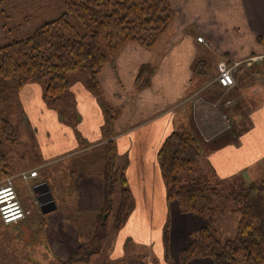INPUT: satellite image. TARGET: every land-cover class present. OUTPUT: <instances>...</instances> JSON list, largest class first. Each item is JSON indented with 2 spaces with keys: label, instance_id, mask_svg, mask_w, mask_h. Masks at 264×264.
<instances>
[{
  "label": "crops",
  "instance_id": "crops-1",
  "mask_svg": "<svg viewBox=\"0 0 264 264\" xmlns=\"http://www.w3.org/2000/svg\"><path fill=\"white\" fill-rule=\"evenodd\" d=\"M170 5L174 19L153 48L146 50L137 43L121 47L113 65H106L98 78L104 90L119 94L117 105L125 104L113 139L116 165L124 174L133 201L127 220L117 231L112 257H124L123 245L132 240L149 250L153 247L158 262L149 255V264H167L165 223L169 225L165 251L172 264H178L177 254L188 247L190 235L205 225L204 219L181 214L177 203L166 199L157 153L172 132L187 130L200 146L203 170L194 177L213 174L225 182L244 184L264 179V0H170ZM197 38L204 42H197ZM146 63L154 67L150 85L139 93L132 91L131 96L138 70ZM222 65L233 68L235 80L224 92L216 84ZM71 91L78 101L80 131L85 139L90 133L98 140L104 122L101 108L82 81ZM20 92L29 119L37 125L35 133L44 135L46 131L48 138L41 141L44 155L58 156L78 145L75 130L61 125L56 112L43 102L42 84H26ZM105 141L100 139L96 146L101 149ZM98 162L97 171L102 149ZM88 167L86 164L84 169ZM7 170L11 172V167ZM97 171H69L77 210L94 216L102 201ZM39 177L38 172L30 185L21 181L30 193L36 190L38 197L42 184L48 186ZM48 189L55 209L45 218L46 242L55 258H67L79 247V232L57 212L58 203ZM61 238L71 251L58 245L63 242ZM186 264L214 263L204 258Z\"/></svg>",
  "mask_w": 264,
  "mask_h": 264
},
{
  "label": "trees",
  "instance_id": "trees-1",
  "mask_svg": "<svg viewBox=\"0 0 264 264\" xmlns=\"http://www.w3.org/2000/svg\"><path fill=\"white\" fill-rule=\"evenodd\" d=\"M4 1L0 0V8ZM63 2L66 11L59 17L0 46V103L8 102L26 84L44 81L42 98L47 105L55 106L68 91V76L76 72L87 76V87L97 89L102 68L108 62L113 65L124 44L151 48L175 16L170 0ZM146 69L140 68L136 83L145 84L142 78ZM152 72L153 68H149V75ZM16 142L15 129L0 119L2 177L11 174L6 160ZM101 149L102 163L96 176L102 182V201L94 216L91 237L69 258H56V264H86L104 246L110 230L117 232L124 225L133 208L126 179L116 165L113 137L106 139ZM200 159L197 140L183 129L172 132L157 153L166 199L176 202L181 214L205 220V225L190 235L188 247L177 254V263L208 258L214 264H264V179L244 184L237 180L225 182L213 174L189 178L187 174L198 166ZM229 213L239 216L236 235L221 241L218 220ZM168 226L167 223L163 230L165 250Z\"/></svg>",
  "mask_w": 264,
  "mask_h": 264
},
{
  "label": "rangeland",
  "instance_id": "rangeland-1",
  "mask_svg": "<svg viewBox=\"0 0 264 264\" xmlns=\"http://www.w3.org/2000/svg\"><path fill=\"white\" fill-rule=\"evenodd\" d=\"M65 11L66 7L63 0H5L0 8V46L25 37L42 22L56 19ZM127 44L129 43L124 44L122 47ZM154 44L151 48L144 49L151 50ZM103 51L106 54L104 45ZM108 64L110 62L106 65ZM141 67L147 68L142 78L145 84L140 85L135 80L130 88L131 96L150 85L151 75L149 76L148 70L151 67L154 69V67L151 63L143 64ZM86 80L87 76L84 73H72L68 76L69 87L62 101L55 106H49L42 99L48 109L56 112L58 122L74 129L75 136L78 138L76 148L74 147L58 156L43 154L41 141L48 138L46 131L44 135L35 133L34 129L37 125L29 119V115L26 113L24 98L20 90L15 92L8 102L0 103V119L6 120L17 134L16 145L7 154V168L11 167L9 176L16 179L19 174L18 171H29L26 169L31 167L33 168L30 170L35 169L37 173L39 172V181L48 184L53 197L58 203L57 212L62 214V217L71 227L77 228L79 245L89 241L95 219L93 213L77 210L75 206L76 189L72 183L74 179L69 175V171L79 172L83 170L84 173L97 171L101 149L96 144L99 143L100 139H109V137H114L117 134L115 124L125 107L124 103L120 105L115 103L119 98V94L104 90L99 79L97 89L94 90L87 87ZM79 81H82L84 88L96 100L102 111L104 122L100 127L99 135H97L98 140L96 136L90 133L85 139L78 127L80 122L78 101L75 94L72 93L71 87ZM41 84L44 87V81H41ZM225 95L226 93L219 97L218 104L222 102ZM77 150L79 151L76 152ZM86 164H89V167L84 169ZM200 164L191 173L187 174L189 178L200 174L203 170ZM7 171L9 172V170ZM6 177H2V172H0V181H3ZM14 184L15 189L19 192L20 203L31 214L25 221H21L17 225L5 226L0 221V264H56V255L46 242L44 234L45 223H47L45 218L48 213H41L36 201L37 196L33 190L30 193L28 186L24 185L20 179H17ZM238 220L239 216L232 213L219 218L218 237L221 241L235 237ZM163 226H167V223ZM117 236L118 232L110 230L104 246L98 249V252L86 264H149V255L157 260L158 255L153 247L149 250V247L136 244L132 240H127L123 245L124 257L113 258ZM62 241L60 242L62 244L58 243V245L68 249L70 246L63 239ZM66 251H71V249ZM164 259L167 264H172L165 248ZM238 264L246 263L240 261Z\"/></svg>",
  "mask_w": 264,
  "mask_h": 264
},
{
  "label": "built area",
  "instance_id": "built-area-1",
  "mask_svg": "<svg viewBox=\"0 0 264 264\" xmlns=\"http://www.w3.org/2000/svg\"><path fill=\"white\" fill-rule=\"evenodd\" d=\"M197 42L203 43L202 38H197ZM234 70L231 66L222 65L218 68L216 84L222 91H226L234 86ZM38 173L35 169L20 172L16 178L29 184L35 181ZM15 177H6L0 181V221L3 225H17L19 222L26 220L31 212L26 210L20 203L14 184Z\"/></svg>",
  "mask_w": 264,
  "mask_h": 264
},
{
  "label": "water",
  "instance_id": "water-1",
  "mask_svg": "<svg viewBox=\"0 0 264 264\" xmlns=\"http://www.w3.org/2000/svg\"><path fill=\"white\" fill-rule=\"evenodd\" d=\"M42 187L44 188L43 192L45 193V195H46V197L48 199L49 205L48 206L44 205L42 203V201H41V198L38 197V196L36 197V199H37V204H38V206L40 208L41 213L42 214H46V213H50L52 210H54L55 209V205L53 203V199H52V196H51V194L49 192L48 186L46 184H42ZM34 192H36V190Z\"/></svg>",
  "mask_w": 264,
  "mask_h": 264
},
{
  "label": "flooded vegetation",
  "instance_id": "flooded-vegetation-1",
  "mask_svg": "<svg viewBox=\"0 0 264 264\" xmlns=\"http://www.w3.org/2000/svg\"><path fill=\"white\" fill-rule=\"evenodd\" d=\"M43 189L44 188H42V187L39 188V190H41V196H40V198H41L42 203L44 205H47L48 206L49 205V202H48V199H47L45 193L43 192Z\"/></svg>",
  "mask_w": 264,
  "mask_h": 264
}]
</instances>
